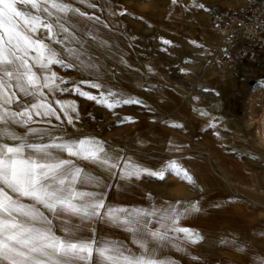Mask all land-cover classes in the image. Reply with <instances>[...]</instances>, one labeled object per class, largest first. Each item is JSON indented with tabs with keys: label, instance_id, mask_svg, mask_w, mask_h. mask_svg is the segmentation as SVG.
Segmentation results:
<instances>
[{
	"label": "rangeland",
	"instance_id": "1",
	"mask_svg": "<svg viewBox=\"0 0 264 264\" xmlns=\"http://www.w3.org/2000/svg\"><path fill=\"white\" fill-rule=\"evenodd\" d=\"M239 1L66 0L92 17L79 18L74 27L89 41L83 59L97 68L54 65L68 81L61 86L71 89L75 82L98 100L105 99L101 93L110 91L115 99L136 102H121L109 108L106 103L72 91L58 92L48 99L61 119L52 120L51 125H34L63 132L65 139L95 138L107 151H121V165L127 160L159 171L174 162L183 169L182 161L170 156L178 152L188 155L190 167L201 165L196 172L200 177H193L195 183L189 184L171 173H166L163 180L146 173L140 178L122 179L119 169L111 174L97 165L77 161L101 178L100 189L89 186L87 190H103L106 204L115 208L159 212L170 207L183 211L193 204L198 206L200 210H190L179 226L199 233L203 237L199 243L186 242L182 233L171 231L169 237L178 235L180 240L165 245L150 243L158 258L172 264H264V141H259L257 133L264 132L258 127L264 112V54L246 56L240 43L226 44L217 29L210 26L208 15L214 6L232 7ZM244 4L235 8H243ZM90 34L95 35V41ZM218 44L227 58L219 57ZM66 46L75 47L71 43ZM56 47L59 49V45ZM202 53L209 61L199 67L198 56ZM102 65L119 67L122 75L101 76L98 67ZM213 69L219 75L213 93L222 100L221 112L215 110L212 94L193 90L203 77L193 75L195 71L207 73ZM82 81L102 83L103 87L96 89ZM106 99L112 102L113 97ZM56 100L75 102L77 111L70 112L71 124ZM204 110L209 115L203 116ZM227 182L239 194L233 193ZM167 200L175 203L169 205ZM91 227L97 239L140 252L122 228L103 221ZM150 227L159 228L157 218ZM205 230L213 233L205 234Z\"/></svg>",
	"mask_w": 264,
	"mask_h": 264
},
{
	"label": "snow or ice",
	"instance_id": "2",
	"mask_svg": "<svg viewBox=\"0 0 264 264\" xmlns=\"http://www.w3.org/2000/svg\"><path fill=\"white\" fill-rule=\"evenodd\" d=\"M85 17L92 19L66 0H0V264H172L158 258L150 243L165 245L180 240L178 235L169 237V231L182 233L186 242L199 243L203 239L199 233L179 226L190 210H200L198 206L159 212L115 208L106 204L103 190H87L89 186L100 189L101 178L77 161L97 165L111 174L119 169L122 179L140 178L146 173L163 180L171 173L194 184L190 173L174 162L159 171L127 160L121 165V158L110 155L95 138L65 139L48 128L34 126L61 119L48 99L58 92L72 91L109 108L136 102L115 99L110 91L101 93L105 99L98 100L75 82L71 89L61 86L68 81L52 71L53 65L97 68L83 59L89 41L74 27ZM41 30L46 31L50 42L39 38ZM90 36L95 41V35ZM69 43L75 47L66 46ZM81 83L103 87L102 83ZM109 96L112 102H107ZM55 103L71 124L70 112L77 111L75 102ZM153 218H157L159 228L150 227ZM98 221L128 232L140 252L97 239L91 225Z\"/></svg>",
	"mask_w": 264,
	"mask_h": 264
},
{
	"label": "built area",
	"instance_id": "3",
	"mask_svg": "<svg viewBox=\"0 0 264 264\" xmlns=\"http://www.w3.org/2000/svg\"><path fill=\"white\" fill-rule=\"evenodd\" d=\"M208 15L214 27L241 44L244 55L264 54V0H246L243 8L214 6Z\"/></svg>",
	"mask_w": 264,
	"mask_h": 264
},
{
	"label": "bare ground",
	"instance_id": "4",
	"mask_svg": "<svg viewBox=\"0 0 264 264\" xmlns=\"http://www.w3.org/2000/svg\"><path fill=\"white\" fill-rule=\"evenodd\" d=\"M183 1V0H182ZM237 1V0H236ZM237 4L238 5H232V7H236V6H242L243 4H244V0H240L239 1V3L237 2ZM20 7L21 8H23L24 6L23 5H20ZM30 7V6H29ZM34 11V10H33ZM54 11V10H53ZM107 25V24H106ZM210 26H212V24H210ZM85 27V26H84ZM145 27V26H144ZM213 28H215V29H217V31H218V35L220 36V38L226 43V44H232L233 43V41L230 39V38H228L227 36H225L224 34H222L221 32H223L221 29H219V28H216V27H213ZM78 29V28H77ZM79 31V30H78ZM81 33V32H80ZM38 36H39V38H41V39H45V41H47V33H46V31H44V30H41L40 32H39V34H38ZM228 46V45H227ZM72 47H74V46H72ZM112 47V46H111ZM216 49H218V51L220 52L219 54H220V58H221V60L222 59H224L223 57H224V49H223V47L221 46V45H219L218 44V47H216ZM113 51V50H112ZM90 54H91V52H90ZM218 57V58H219ZM198 58H199V60H200V63H199V67H201V66H204L208 61H209V59H208V57H207V54H205V53H202L201 55H199L198 56ZM225 64H230V61H226V62H224ZM129 65H131V64H128V66ZM168 67V66H167ZM52 71L53 72H55L56 74H57V76L58 77H60V78H62V79H64V75L59 71V70H57L56 68H55V66L53 65L52 66ZM98 72H99V75H101V76H108V77H114V76H116L117 74L119 75V76H121L122 75V70L119 68V67H114V68H112V66L110 65V66H100V67H98ZM132 73H136L135 72V70H132ZM218 73H217V71L215 70V69H213V70H211V71H209V72H201L200 70H197V71H195V74H193V75H195V76H203L202 77V82H201V84L199 85V86H196V87H194L193 88V90L194 91H199V92H205V93H208V94H212L213 96H214V87H215V82L217 81V79L219 78V75H217ZM65 80V79H64ZM135 81H137L138 80V78H135L134 79ZM134 81V82H135ZM56 94H58V93H56ZM55 94V95H56ZM194 97L195 98H197V99H199L197 96H195L194 95ZM215 97V101H216V106H215V110H217L218 112H221V110L223 109V106H222V100L221 99H219L217 96H214ZM223 111V110H222ZM204 114L205 115H203V116H206L208 113H207V111L206 110H204ZM209 115V114H208ZM211 116V115H210ZM219 117H227L226 115H223V114H219L218 115ZM262 117L258 120V123H259V126L258 127H260V128H262V129H264V112H263V115H261ZM209 117V116H208ZM66 119V118H65ZM52 120L53 121H55L56 119L55 118H52ZM227 122H228V119H225ZM41 124H44V123H41ZM230 128L232 129L233 127H232V125L230 126ZM19 128H17V130H18ZM257 130H258V128H257ZM65 131V130H64ZM67 132V131H66ZM53 133V135H59V136H61V135H64V133L63 132H61V133H59V132H57V131H55V132H52ZM67 133H69V132H67ZM258 135H259V141L260 142H263L264 141V132H262L261 130H259L258 132ZM81 135V134H80ZM70 136H73V133H70ZM250 136V135H249ZM255 145H257V142L256 143H254L253 144V146H255ZM115 146H117V147H119V148H124L125 149V146L124 145H122V144H115ZM127 149V148H126ZM106 150V149H105ZM107 151V150H106ZM110 155H112V156H119L120 158L122 157L121 156V151H118V150H115V151H107ZM130 156V155H129ZM184 156H182L181 154H172V158L173 159H180L181 161H182V163H183V166H184V169H186L189 173H190V175L192 176V177H195V178H199L200 177V175L199 174H197L196 172H198L199 171V167L201 166L200 164V166L199 167H196V166H194L193 168L192 167H190V165L188 164V161H186V159H184L183 158ZM196 167V168H195ZM222 176H223V174H222ZM228 183V185H229V188H230V190L233 192V193H238L239 194V191L232 185V184H230V182H227ZM167 202H168V204L169 205H172L173 203H175V202H173V201H170V200H167ZM256 202V201H255ZM200 214V213H199ZM204 221H205V219H204ZM240 225H242L241 223H239ZM201 230V229H200ZM205 232H207V233H205V234H209V235H211L213 232L212 231H210V230H205ZM205 234H204V236H205Z\"/></svg>",
	"mask_w": 264,
	"mask_h": 264
},
{
	"label": "crops",
	"instance_id": "5",
	"mask_svg": "<svg viewBox=\"0 0 264 264\" xmlns=\"http://www.w3.org/2000/svg\"><path fill=\"white\" fill-rule=\"evenodd\" d=\"M178 153L180 154V152H178ZM178 153H174V154H178ZM172 154H173V153H171L170 156H172ZM182 156H184L183 158L186 159V161H188V155L185 154V155H182ZM179 160H180V159H179ZM183 169H184V166H183Z\"/></svg>",
	"mask_w": 264,
	"mask_h": 264
}]
</instances>
